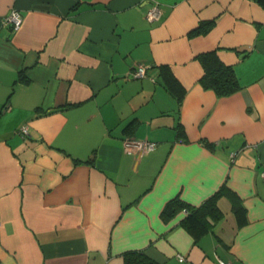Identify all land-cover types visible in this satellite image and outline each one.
Wrapping results in <instances>:
<instances>
[{"label":"crops","instance_id":"1","mask_svg":"<svg viewBox=\"0 0 264 264\" xmlns=\"http://www.w3.org/2000/svg\"><path fill=\"white\" fill-rule=\"evenodd\" d=\"M208 51L237 91L202 86ZM262 173L264 0H0V264H264ZM222 185L243 214L221 194L198 237L163 214Z\"/></svg>","mask_w":264,"mask_h":264},{"label":"trees","instance_id":"2","mask_svg":"<svg viewBox=\"0 0 264 264\" xmlns=\"http://www.w3.org/2000/svg\"><path fill=\"white\" fill-rule=\"evenodd\" d=\"M203 27L197 28L195 32L201 31ZM199 60L203 66V75L200 78L202 86L212 88L218 96L229 95L238 90L239 83L232 67L222 63L214 51L201 53ZM167 84L170 91L174 93L178 100H181L184 89L180 88L176 80L170 75L167 76ZM208 146H211V144H208ZM221 194H227L232 201L235 200L233 192L222 185L199 206H190L182 203L178 198H174L168 201L163 214L168 215L177 209L184 208L187 215L182 224L190 233L198 237L206 232L208 228L207 217L217 219L222 215L217 204V199ZM233 208L237 215L243 214V208L235 201L233 202ZM243 221V218L239 220L240 223ZM122 258L123 264H161L139 250H125L122 252Z\"/></svg>","mask_w":264,"mask_h":264},{"label":"built area","instance_id":"3","mask_svg":"<svg viewBox=\"0 0 264 264\" xmlns=\"http://www.w3.org/2000/svg\"><path fill=\"white\" fill-rule=\"evenodd\" d=\"M160 16V9L157 5H153L151 9L147 12L146 17L150 20L157 19ZM23 21V17L17 10H11L10 13L4 17V22L7 24H10L14 30H17ZM133 77L141 78L145 75V67L143 65H137L134 70L132 71ZM28 127L26 125H22L18 129V133L23 135L28 134ZM125 148L128 150H132L134 152H138L141 154L149 153L150 151L154 150L156 147V142L152 140H137V139H127L124 143ZM262 176H264V173H262ZM179 260H184L183 256H179ZM219 264H230L229 262H225L222 260H219Z\"/></svg>","mask_w":264,"mask_h":264}]
</instances>
